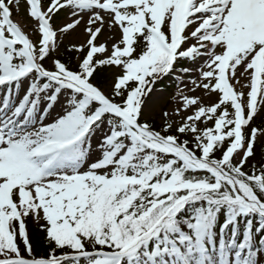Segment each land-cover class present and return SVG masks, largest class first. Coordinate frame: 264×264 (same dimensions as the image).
Instances as JSON below:
<instances>
[{
  "label": "rangeland",
  "instance_id": "obj_1",
  "mask_svg": "<svg viewBox=\"0 0 264 264\" xmlns=\"http://www.w3.org/2000/svg\"><path fill=\"white\" fill-rule=\"evenodd\" d=\"M41 1L0 0V118L4 123L9 120L8 125L13 126L10 132L19 136L14 139L19 146L12 160L6 147L0 145L2 223L8 225L10 221L4 213H9V207L17 213L16 200L21 214H31L36 224H47L62 235L72 234L84 218L96 213L92 203L100 193L118 195L140 181L120 180L113 175L115 159L128 158L133 151L137 139L130 126L139 129L138 121H157L164 132L168 128H202L211 138L232 133L235 142L228 159L236 167L247 161L249 146L243 143L244 129L250 118H264V83L260 90L256 89L252 70L247 71L246 81L240 80L243 91L234 89L229 78L221 80L217 73L210 75L207 70L197 77L200 82L188 83L196 68L186 51L195 44L173 56L180 26L174 27L175 17L170 7L159 6L154 0H52L50 6ZM241 3L235 0L228 11L233 12ZM251 7L262 13L259 33L264 34V1L253 0ZM256 32L251 30L246 39L247 46L258 43L246 55L247 65L264 44V36L260 38ZM136 34L146 39L137 62L133 60L139 54L132 53ZM185 34L182 41L188 42ZM202 40L197 42L199 56L221 55V49L212 44L208 35ZM16 42H23L28 55L40 61L41 72L35 71L24 80L26 90H15L19 84L14 80L29 67L28 62L16 71L11 68L9 47ZM64 48L77 53L89 50V57L108 61L117 69L110 81L98 88L87 81L85 70L76 77L62 69L58 58ZM76 61L80 64L81 56ZM143 70L139 92L122 103L115 91L132 77L128 72L137 74ZM165 79L169 88L156 86ZM259 79L264 80V73ZM253 91L257 93L256 100ZM38 104L41 109L55 111L56 127L45 120L33 119L35 113L42 115ZM83 105L84 109L78 112ZM109 114L127 126H121ZM18 115H21L19 120ZM93 118L98 119L94 124ZM232 125L234 128L229 131ZM263 134L253 131L251 142H260ZM55 143L58 145L53 152L55 160L48 156L28 159L29 152L41 151ZM86 151H101L104 158L81 162ZM64 162L74 164V170L63 167ZM49 184L52 185L44 188L43 185ZM188 186L184 184L179 189ZM173 188V185L162 186L159 190L166 193ZM3 249L0 245L1 257L5 256ZM197 256L192 257L195 264H198ZM236 258L237 254H231L230 264H241ZM13 260V264H47L31 258Z\"/></svg>",
  "mask_w": 264,
  "mask_h": 264
},
{
  "label": "trees",
  "instance_id": "obj_2",
  "mask_svg": "<svg viewBox=\"0 0 264 264\" xmlns=\"http://www.w3.org/2000/svg\"><path fill=\"white\" fill-rule=\"evenodd\" d=\"M144 40L135 35L133 53H140ZM88 54V50L77 53L64 48L58 62L76 74L85 70L89 81L102 88L117 66ZM11 61L14 65L25 61L20 46L11 48ZM156 86L170 87L166 79ZM138 87L139 77L129 79L115 94L127 102ZM145 125L147 132L136 133L138 142L132 154L127 159L118 158L114 167L115 177L140 178V183L129 185L119 195L100 193L92 203L96 213L84 218L72 234L62 235L47 224H36L31 214L22 215L20 222L10 213L11 241L2 226L0 210L3 254L17 251L25 258L51 260L81 251L102 252L106 256L66 259L62 264H117L115 255L124 253L122 264H145L139 258L153 249L185 254L202 248L205 264H225L230 253L238 254L242 264H264V215L253 204L247 206L231 186V181L235 182L247 199L264 208V134L258 143L250 139L253 131L264 132V118H252L247 126L245 144L251 148L241 167L227 161L234 142L229 132L213 140L202 128H166L164 132L157 121ZM152 133L170 138L177 146L155 139ZM195 159L212 168L203 169ZM169 184L172 191L159 190ZM184 184L189 186L179 189ZM244 252L248 253L246 258L241 255Z\"/></svg>",
  "mask_w": 264,
  "mask_h": 264
},
{
  "label": "bare ground",
  "instance_id": "obj_3",
  "mask_svg": "<svg viewBox=\"0 0 264 264\" xmlns=\"http://www.w3.org/2000/svg\"><path fill=\"white\" fill-rule=\"evenodd\" d=\"M154 1L162 7L168 5L174 13V27L177 28L180 26V29H178V35L174 39L176 40V44L173 49V56H175L177 52L186 51L187 47L195 44L192 49L186 51L188 56L192 58L191 61L196 68L191 74V82L188 83L200 82L197 77L207 70L210 75L217 73L221 80L229 78L230 82L234 84V89L243 91L244 85L240 80L245 79L246 81L248 79L246 75L247 71L252 70L254 75L253 84H255L256 89H261L264 80L259 79V75L264 73V44L260 47L259 52L254 55L252 61H250L248 65V58L246 56L252 51L253 47L258 46V43L254 46L251 45V43L250 46L246 45L248 33L251 30H256V36L260 38L264 36V34L259 33V27L263 22L262 13L260 10H254L251 7L253 0H241V6L233 10V12L228 11V9L230 6L231 8L234 6L235 0ZM239 17H241V19H239ZM46 24L50 25V22L47 21ZM183 34L188 37V42L182 41ZM204 35H208L212 39V44H214L216 48L221 49V55L214 56L212 54H208V56H199V54H197V42L203 41L202 39ZM24 80L26 81L25 78H20L15 81L16 84H19L16 86L17 88H15V90L18 88L26 90V88H28ZM54 99L56 100V98ZM256 99L257 93L255 91L254 100ZM41 104H38V107L41 110L42 115L35 113L33 115V119L36 121L45 120L51 127H56L57 122L53 118L55 111H51L50 108L49 110H46L44 107L41 109ZM22 107L23 105H20V108ZM20 117L21 115H18L16 118L19 120ZM11 118L14 119V116ZM8 122L9 120L4 123V121L0 118V145L6 147L7 154L10 156L9 160H12L15 150L19 146L18 142L14 141V139L19 138V136L17 135L18 133L14 134L10 132V128H13V126H9L10 124L8 125ZM11 124L15 126V122ZM29 144L31 145L30 142ZM57 146L58 145L55 143L54 145H50L41 151H33L32 153H35L36 155L34 159H37V156H48V159L55 160L56 157L53 156V152L57 149ZM101 153V151H97L95 153L86 151L81 156L80 161L85 162L87 160H91L92 162L96 159L104 158ZM28 154H30V152ZM64 163L66 165L63 167L68 170H74V164L67 162ZM51 185L52 184L43 186L46 188Z\"/></svg>",
  "mask_w": 264,
  "mask_h": 264
}]
</instances>
